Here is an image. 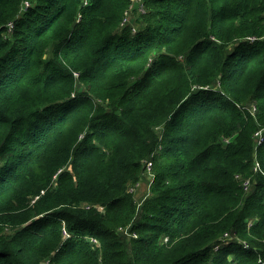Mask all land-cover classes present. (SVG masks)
Masks as SVG:
<instances>
[{
    "label": "trees",
    "instance_id": "16d2710c",
    "mask_svg": "<svg viewBox=\"0 0 264 264\" xmlns=\"http://www.w3.org/2000/svg\"><path fill=\"white\" fill-rule=\"evenodd\" d=\"M128 5L0 0V264H264V0Z\"/></svg>",
    "mask_w": 264,
    "mask_h": 264
},
{
    "label": "rangeland",
    "instance_id": "374dc122",
    "mask_svg": "<svg viewBox=\"0 0 264 264\" xmlns=\"http://www.w3.org/2000/svg\"><path fill=\"white\" fill-rule=\"evenodd\" d=\"M27 5L24 3L23 4V9H26ZM148 6H146L144 9H140L135 5V2H132L129 0V5L127 7V10L124 13V20L122 22V26L127 29L129 27H137L140 25V20L143 19V16L148 12L147 10ZM249 107H252V103L249 105ZM152 174L151 171L149 170V167L147 166V173L142 174V180L140 181H132V183L129 185V190L133 191L136 195V198L138 200L144 201L146 199V195H148L150 191V185L152 182ZM99 208H102V206H98ZM103 209V208H102ZM252 223V222H250ZM6 232H9L8 228L5 229ZM122 234L129 239L131 236L129 233V230L125 229L122 231ZM161 241H166L167 238L163 236L161 238ZM45 264H50V261H46Z\"/></svg>",
    "mask_w": 264,
    "mask_h": 264
},
{
    "label": "built area",
    "instance_id": "2783aa9c",
    "mask_svg": "<svg viewBox=\"0 0 264 264\" xmlns=\"http://www.w3.org/2000/svg\"><path fill=\"white\" fill-rule=\"evenodd\" d=\"M130 1L135 2V5H136L137 7H139L140 9H144V8L146 7V5H145V1H146V0H130ZM25 4L27 5V7H29V5H30L28 2H25ZM123 20H124V19H123ZM124 21H125V20H124ZM123 23H124V22H123ZM13 27H14V23H9V24H8V32L11 33V31L13 30ZM133 29H135V27H134ZM249 39L252 40V41H254V40H257V39H263V38H259V37L252 36V37H249ZM238 107H239L240 109H243V108L245 109V108H247V107L249 108V105H246V106H245V105H242V106H241V105H238ZM255 108H256V106L252 103V107H250L249 109H250L251 111H254ZM256 142H257V144H261V143L263 142V131H262V130H259V131L256 133ZM150 165H151V163H148L149 170H150ZM254 170H255L256 172L262 171V170H261V165H260V163H259L258 161H256V163H255ZM237 178H240L244 190H245L246 192L250 191V189H251L252 186H253V183H252V181H251V178H246V177H243V176H241V175H237ZM245 245H247V243H245ZM247 246H248V245H247Z\"/></svg>",
    "mask_w": 264,
    "mask_h": 264
}]
</instances>
